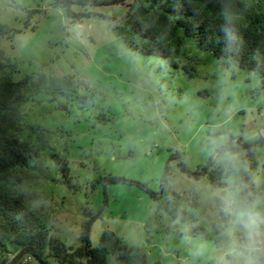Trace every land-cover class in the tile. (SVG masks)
Here are the masks:
<instances>
[{"label":"rangeland","instance_id":"obj_1","mask_svg":"<svg viewBox=\"0 0 264 264\" xmlns=\"http://www.w3.org/2000/svg\"><path fill=\"white\" fill-rule=\"evenodd\" d=\"M73 11L90 15L73 20L55 0H0V22L21 30L12 39L0 37V76L31 77L28 100L10 114L0 138H19L40 155L13 193L68 248L83 246L90 225L92 248L110 230L144 251L147 264H264V143L254 150L250 185L241 178L249 171L246 152L234 154L238 171L215 163L200 180L179 167L180 160L193 171L205 166L214 140L238 147L264 139L261 75L194 41L178 68L133 51L117 30L126 6L74 5ZM224 169L232 171L215 187L212 176ZM164 186L162 198L173 201L176 193L179 209L196 222L173 223L159 209L148 190L161 195ZM249 206L257 224L252 240L247 218H236ZM196 225L209 237L187 235ZM23 264L39 262L24 257ZM49 264L59 263L50 257ZM107 264L116 262L108 257Z\"/></svg>","mask_w":264,"mask_h":264},{"label":"trees","instance_id":"obj_2","mask_svg":"<svg viewBox=\"0 0 264 264\" xmlns=\"http://www.w3.org/2000/svg\"><path fill=\"white\" fill-rule=\"evenodd\" d=\"M55 5L66 10L73 20L90 15L75 13L74 5L126 6L128 11L120 19L117 30L133 51L163 57L171 66L178 68V61L188 59L185 50L187 42L194 41L199 48L211 51L217 58L260 74L264 88V2L255 6L246 0H55ZM224 10L232 18H240V22L227 23L222 15ZM35 12L30 10L29 15ZM19 33L21 30H13L0 22V37L12 39ZM185 70L190 77L194 76L192 64H188ZM30 82V76L20 81H14L9 75L0 76V131L6 128L10 114L28 100L26 92ZM262 143L264 139L252 144L241 142L238 147L225 144L232 154L246 152L245 162L249 171L241 173L242 184L253 183L250 172L255 165L254 150ZM177 157L180 158V154ZM37 158H40L39 153L28 142L13 136L0 138V252L6 255L0 257V264H23L24 257L35 259L39 264H49L50 257L59 264H107L108 257H112L116 264H147L144 251L129 247L110 230L104 231L99 248L94 249L90 244L89 225L83 233V246L72 249L41 228L35 213L12 191L22 184V172L37 169ZM214 164L211 158L205 166L193 171L179 161L181 172L197 180L207 175ZM229 171L232 170L216 172L217 175L212 176V184L215 187L223 185L220 177L226 176ZM167 173L166 169L163 181ZM106 181L147 189L125 178L110 177ZM163 190L161 195L148 191L173 223L189 226L196 222L194 215L179 209L175 202L179 198L176 193L170 194L173 201H169L162 198L166 186ZM186 233L209 237L207 230L198 225L190 227Z\"/></svg>","mask_w":264,"mask_h":264},{"label":"clouds","instance_id":"obj_3","mask_svg":"<svg viewBox=\"0 0 264 264\" xmlns=\"http://www.w3.org/2000/svg\"><path fill=\"white\" fill-rule=\"evenodd\" d=\"M227 23H232V17L228 14L226 10L222 12ZM222 139V138H221ZM214 147L210 150V156L215 163H220L231 167L233 171H238V157L227 150L226 146L217 141L212 142ZM238 191V190H237ZM254 206L240 208L236 213V218L238 222H243L247 218V223L244 227L248 229V239L252 240L257 228L256 220L253 214ZM229 211V209H225Z\"/></svg>","mask_w":264,"mask_h":264},{"label":"water","instance_id":"obj_4","mask_svg":"<svg viewBox=\"0 0 264 264\" xmlns=\"http://www.w3.org/2000/svg\"><path fill=\"white\" fill-rule=\"evenodd\" d=\"M108 1H111V0H108Z\"/></svg>","mask_w":264,"mask_h":264}]
</instances>
